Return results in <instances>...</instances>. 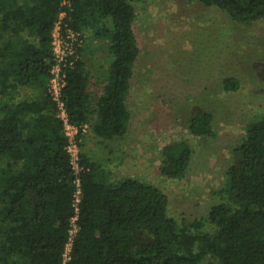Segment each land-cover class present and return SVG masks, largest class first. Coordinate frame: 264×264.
Instances as JSON below:
<instances>
[{"label":"trees","instance_id":"obj_1","mask_svg":"<svg viewBox=\"0 0 264 264\" xmlns=\"http://www.w3.org/2000/svg\"><path fill=\"white\" fill-rule=\"evenodd\" d=\"M132 1L145 0H0V98L21 86L35 92L0 100V264H61L72 224L76 231L67 264H201L207 257L220 264H264V112L247 123L235 148L237 160L219 191L221 201L204 221L178 222L157 185L133 177L112 182L82 151L77 170L71 165L48 87L53 29L58 24L62 38L76 35L73 53L61 66L60 99L68 121L78 127V147L83 125L105 140L123 137L139 54ZM199 1L240 24L264 18V0ZM88 30L107 41L111 57L95 101L84 59ZM237 87L234 77L224 79L225 90ZM212 118L209 111L190 114L189 133L212 136ZM160 153V174L184 177L190 145L173 140ZM204 222L213 232L200 230Z\"/></svg>","mask_w":264,"mask_h":264},{"label":"rangeland","instance_id":"obj_2","mask_svg":"<svg viewBox=\"0 0 264 264\" xmlns=\"http://www.w3.org/2000/svg\"><path fill=\"white\" fill-rule=\"evenodd\" d=\"M132 2L139 54L126 99L128 130L123 137L105 140L86 126L79 152L100 164L112 182L133 177L157 185L167 195L168 213L178 222L204 221L210 207L221 201L219 191L237 160L235 148L247 123L264 112V18L240 24L199 0ZM54 37L60 41L58 27ZM84 38L88 88L95 101L111 57L106 40L89 30ZM228 77L237 80V89L223 88ZM12 90L0 100L35 94L24 86ZM197 111L212 113V136L189 133L187 119ZM173 140H183L192 149L181 179L166 178L158 169L161 149ZM200 230L213 232V226L204 222ZM201 264L220 263L207 257Z\"/></svg>","mask_w":264,"mask_h":264},{"label":"built area","instance_id":"obj_3","mask_svg":"<svg viewBox=\"0 0 264 264\" xmlns=\"http://www.w3.org/2000/svg\"><path fill=\"white\" fill-rule=\"evenodd\" d=\"M58 27V24H56L55 28ZM69 39V40H68ZM76 41V35L69 32L66 35V38H62L60 36V41L56 43L55 37L53 39V59L54 64L52 66V77L49 81V92L51 94L52 99L57 104V116L62 120L63 122V129L65 136L67 137V151L70 154V162L73 168L77 170V162L79 160V147L76 140V135L78 133V127L75 125H72L68 119H67V113L64 108V104L60 99V89L62 87V73H61V66L64 65L67 56L72 55L73 53V46L74 42ZM87 125H83L82 129L85 130V127ZM77 189L75 193L73 194V206H75V211H77V202L79 200V182L76 181ZM76 217H73V222L75 221ZM76 231L75 224H72L70 235L68 238V241L65 245V249L62 256V262L61 264H67L70 260V251L72 246V238L74 236V233Z\"/></svg>","mask_w":264,"mask_h":264}]
</instances>
